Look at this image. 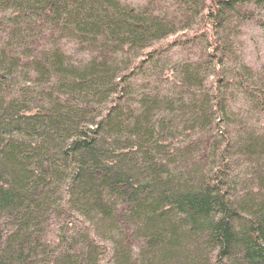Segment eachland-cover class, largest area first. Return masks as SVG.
I'll return each instance as SVG.
<instances>
[{"label":"trees","instance_id":"obj_1","mask_svg":"<svg viewBox=\"0 0 264 264\" xmlns=\"http://www.w3.org/2000/svg\"><path fill=\"white\" fill-rule=\"evenodd\" d=\"M0 264H264V0H0Z\"/></svg>","mask_w":264,"mask_h":264},{"label":"rangeland","instance_id":"obj_2","mask_svg":"<svg viewBox=\"0 0 264 264\" xmlns=\"http://www.w3.org/2000/svg\"><path fill=\"white\" fill-rule=\"evenodd\" d=\"M245 177H248V176H245Z\"/></svg>","mask_w":264,"mask_h":264}]
</instances>
